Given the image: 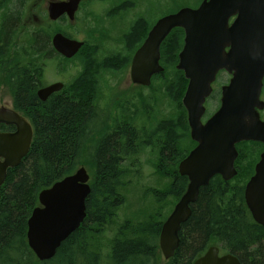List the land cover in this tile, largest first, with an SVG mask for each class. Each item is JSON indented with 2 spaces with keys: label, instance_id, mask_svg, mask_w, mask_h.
Returning <instances> with one entry per match:
<instances>
[{
  "label": "trees",
  "instance_id": "trees-1",
  "mask_svg": "<svg viewBox=\"0 0 264 264\" xmlns=\"http://www.w3.org/2000/svg\"><path fill=\"white\" fill-rule=\"evenodd\" d=\"M6 1L0 2V10ZM20 21L15 14H4L2 18L0 89L2 85L9 87L14 107L34 127V138L27 156L8 171L0 188V264H194L213 245L237 256L243 264H264V225L253 219L246 205V180L224 183L218 177L200 189L191 216L179 232L178 249L162 263L159 237L165 209L170 199L174 204L179 201L188 185L187 177L178 172L179 162L191 148L179 146L185 135L176 138V124H172L170 135L163 140L155 132L142 133L131 121H116L115 127H105L111 133L98 134L94 121L99 104L91 51L83 56L84 70L78 77L58 95L42 101L37 90L45 85L44 61L54 53L51 39L59 30L53 33L54 29L37 26L19 44L16 38ZM182 37L183 30L175 29L163 43L161 64L165 76L174 67ZM182 126V130L188 129L186 118ZM0 129L9 131L12 127L1 125ZM147 147L157 154L158 174L170 178V183L163 190L152 188L147 193L157 203L147 219L137 224L131 220L120 223L118 211L126 202L122 189L131 183L125 180L132 171L128 162L136 166L137 161L129 159ZM254 151L246 150L249 162L255 161ZM81 166L91 175L87 216L52 259L40 261L27 238L28 220L39 205V194ZM114 227L117 231L106 243L103 238Z\"/></svg>",
  "mask_w": 264,
  "mask_h": 264
},
{
  "label": "water",
  "instance_id": "water-1",
  "mask_svg": "<svg viewBox=\"0 0 264 264\" xmlns=\"http://www.w3.org/2000/svg\"><path fill=\"white\" fill-rule=\"evenodd\" d=\"M81 0L53 2L50 18L57 20L68 13L75 18ZM236 19L229 25V19ZM185 30V45L179 68L191 79L184 104L189 112L191 137L198 145L180 162L179 173L187 176L186 192L162 225L159 245L166 260L172 258L180 245L179 232L190 218L201 187L208 185L217 173L226 179L236 175L234 161L238 155L235 144L240 141L264 143V121L258 109L264 77V0H204L198 9L183 7L165 15L151 30L132 61L134 83L151 85L153 75L162 73L161 45L175 28ZM57 52L73 58L84 46L61 32L52 38ZM230 51L226 52V48ZM241 66L240 87L244 88L238 104L226 97L219 111L205 124L201 117L205 98L210 94L216 72L229 65ZM197 66V67H196ZM203 75L198 78L197 75ZM63 82L42 87L38 97L46 101L64 88ZM237 86V72L230 87ZM0 188L8 171L20 165L30 151L34 128L26 116L8 104L0 105ZM91 175L85 166L44 189L38 205L28 220V243L40 261L52 259L61 244L75 232L87 216L86 200L91 192ZM245 198L254 220L264 225V151L256 173L246 186ZM194 264H243L231 253L221 254L220 247L211 246Z\"/></svg>",
  "mask_w": 264,
  "mask_h": 264
},
{
  "label": "flooded vegetation",
  "instance_id": "flooded-vegetation-1",
  "mask_svg": "<svg viewBox=\"0 0 264 264\" xmlns=\"http://www.w3.org/2000/svg\"><path fill=\"white\" fill-rule=\"evenodd\" d=\"M60 1H67V0H23V1H20V3L24 4L25 6L28 3L27 6L29 9V15L27 16V19L23 22L24 25L27 26L33 23V24H41V26L45 27L48 24H64L67 26V29L66 28L64 29L63 27V28H60L61 31H58V32H62L64 35H66L67 37L71 39L83 41L85 43L84 47L88 46L87 42L89 41V38L96 39L98 42H100L93 51L97 53L98 52L101 53L102 51H104L102 49L103 46L105 44H110V42L116 43L117 45L124 46V50L126 49V51L128 52H132V49H134L131 60L129 61L130 62L129 66L125 68V70L126 69L127 70L125 71V77H124L125 84H127L130 89L133 88V90L135 89L142 90L143 88L147 89L149 87H153L154 79L164 76V72L153 75L152 80H151V85L149 86H144L138 83H134L132 79V61H133V58L136 52L144 44L145 40L148 38L151 30L157 24V22L161 18H163L165 15L170 14V13H166L165 5L166 3H170L172 0H81V2L79 3L78 9L75 13L74 19H71L70 15L68 13H65L57 20H52L50 18L49 6L53 2H60ZM166 1H170V2H166ZM203 1L204 0H189L186 3L179 4L178 9L174 12H177L179 9L183 7H190L192 9H198L203 3ZM36 8H39L41 12H43L45 19L40 18L38 16V13L34 12L33 9H36ZM174 12H171V13H174ZM91 19L93 21H89ZM235 19H236V16H232L229 19V25H232ZM77 28H80V30ZM175 29L183 30V37H182V46L177 50V58L174 64L175 81L173 84V96H174L173 101L177 105V108H174L176 119L178 122L177 124L179 125L180 121H183L184 118H186V121H187L189 135L192 141V144H190V147L193 145L189 149L188 153L186 154L187 156L198 145V142L193 140L191 137V128L189 124V112L184 104V98L186 96L191 79L187 77L186 72L183 69L179 68L180 62H181L180 55L185 45V30L180 27L175 28ZM78 31H80V34H83L87 37L83 39H79L77 37ZM51 45H52V48L54 49V53L49 55L48 58L50 59L52 57L53 58L58 57L61 60V62H67V61L73 60L83 49L82 48L75 57L68 59L56 51V49L53 46L52 39H51ZM162 46H163V43L161 45V50H162ZM229 51H230V47H227L226 52H229ZM238 62L239 60H237V65L230 64L229 67H224L222 69H219L216 72L215 77L211 83L210 94L205 98L204 112L201 117V121L203 124H205L209 119H211L219 111V109L223 105L224 97H226L230 103L232 102L235 105L239 103L238 102L239 97L243 96L244 88H243V85L242 87H240L241 84L239 82V71H241L242 68H240L241 66L238 65ZM106 67L107 66H105V68ZM107 68L108 69L106 70L104 68L102 70V66L96 67V72L97 70L98 72H97V77L94 82V89L97 92L96 102L99 104V107H98L99 109L97 111V114L95 115L94 122H95V130L96 132H98V134L111 133L110 131H106L105 127L107 125L115 127L114 125L116 121L118 120L121 123H125V124H128L130 122V121H127V119H124V120H121L119 118L117 119L115 115L111 116L108 109L106 108L107 106L104 105L107 95L111 92L110 88L106 86V83H107L106 77L110 75L112 77L117 78V82H119L117 76L118 74L122 72L121 69L120 70L113 69V71H110L109 67ZM121 68L124 69L123 67ZM116 71H119V72H116ZM236 72H237V86L235 88H232L230 86L233 82V79L235 78ZM61 74H64L63 70L61 71ZM197 77L201 78L203 77V75L199 74L197 75ZM46 81H44V83ZM56 82H63L65 84L64 88L68 84L67 80L63 77L57 81L48 82V83L46 82L45 85L39 87V89H41L42 87L54 84ZM5 86L6 85H2L1 89L3 88L9 89L8 86L6 87ZM64 88L60 91H56L52 93L48 99L52 98L55 95H58L60 92L64 90ZM38 90H37V95H38ZM117 90L119 89L117 88ZM136 96L137 98L139 97L138 95ZM11 99H12V102H14V97L12 93H11ZM260 99L264 102V77H263ZM108 100L109 98L107 99V101ZM258 112L260 114L261 119L264 121V108L258 109ZM147 117L148 116L146 114L144 115L141 114L135 118V125L141 130L142 133L146 131L145 129L147 127ZM179 127H182V125H179ZM14 129L15 128L12 127V129L9 131H14ZM253 146H255V149H254L255 150L254 151L255 161L249 162L246 159V156L248 155L246 150H249ZM235 147L238 152V155L234 161V168L236 170V175H234L230 179H226L224 175L217 173L210 179L209 183L215 177H218L217 179H219L220 181L224 183H231V182L238 183L243 180H246L245 190H244V197H245L246 186L248 182L251 180V178L256 173V166L258 162L260 161L261 155L264 151V143L262 141H253V140L240 141L235 144ZM178 172H179V165H178ZM188 184H189V179H188ZM245 201H246V198H245ZM192 205L193 204L190 205L191 209H192ZM246 205H247V202H246Z\"/></svg>",
  "mask_w": 264,
  "mask_h": 264
},
{
  "label": "rangeland",
  "instance_id": "rangeland-1",
  "mask_svg": "<svg viewBox=\"0 0 264 264\" xmlns=\"http://www.w3.org/2000/svg\"><path fill=\"white\" fill-rule=\"evenodd\" d=\"M1 1L3 0H0V2ZM20 1L23 0H7L5 8L0 10V27L4 14H15L20 16L21 26L18 29V37L16 38V41L18 43H22V40L25 38L26 34L32 33L34 30H36V25L41 26V24L33 23L27 26L24 25L23 22L29 15V9L27 6L28 3L25 6L24 4L20 3ZM188 1L189 0H172L171 2L166 1L170 3H166L165 11L176 9L178 8L179 4H183ZM33 10L34 12L38 13V16L40 18L45 19L43 12H41L39 8ZM89 21L93 20L91 19ZM46 27H49V31L54 29L52 30L53 33L57 30L61 31L60 28L63 27L64 29H67V26L64 24H48L46 25ZM77 29L80 30V28ZM77 37L79 39H83L87 36L80 34V31H78ZM99 43L100 42H98L96 39L89 38V41L87 42L88 46H86V48L84 47L85 49H82V51L71 61L61 62L58 57L46 59L44 61L46 64L43 80H47L46 82L48 83L57 81L60 78L64 77L68 82L67 85L71 84L84 70L83 56H85L87 52L91 51L90 53L95 59L93 77L94 82L98 72V70L96 72L97 66H102V70L103 68L105 70L108 69L107 67H109L110 71H113V69L122 70V72L117 76L119 82H117V78L110 75L106 77V86L110 88L111 92L107 95L104 105L107 106L106 108L108 109L111 116L115 115L117 119L119 118L121 120L127 119V121H131V123L135 125V118L141 114H146L148 117L147 127L145 130L148 132V134H151L153 132L157 133V136L162 138L163 140H166L165 137L170 135V133L168 132V129H170L169 125L176 124L174 127L175 131L173 132L175 137L177 138V136H179L181 133L185 135L184 138L180 140L179 146L183 147L184 150L190 147L192 141L190 139L189 129L184 128V130H182V128L179 127V125H183L184 119L183 121H180V124L178 125L174 110V108H177V105L173 101V84L175 81L174 67L171 68L169 76L164 75L163 77L155 78L153 81V87H149L147 89L143 88L142 90H133V88L130 89L129 86L125 84L124 77L125 71L127 70H125V68L129 66V61L131 60L134 49H132V52H128L126 51V49L124 50V46L110 42V44H105L103 46L102 49L104 51H102L101 53L93 52L95 47H97ZM105 66L107 67L105 68ZM121 67H123L124 69H122ZM62 70L64 74H61ZM117 88L119 90H117ZM136 95H138L139 97L137 98ZM108 98L109 100L107 101ZM3 104H8L10 106L13 105L11 92L6 88L0 90V105ZM117 122H119V120ZM164 125L166 129L163 128ZM250 150H252L253 152L254 148L251 147ZM136 159V166H132L130 161L128 162V166H131L132 171L125 180L130 181L131 183L122 189V192L126 198V202L120 207L118 211V222L120 223H123L126 220H131L133 224H137L140 221H144L145 219H147L151 214L154 213L157 207L154 196L152 194L148 195L147 193L152 188L163 190L170 183V178L162 177L158 174L155 167V162L158 160V158L156 152L153 151L152 148L147 147L143 149L138 155L129 160ZM175 205L176 203L174 204V200L170 199V205H168L165 209V219H163V222H165L167 217L174 210ZM116 231V227L109 231L103 238L104 241L107 243L108 239L111 238ZM160 253L161 262L165 263L167 260L165 259L161 249ZM221 253L223 254V252Z\"/></svg>",
  "mask_w": 264,
  "mask_h": 264
}]
</instances>
